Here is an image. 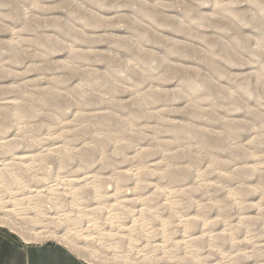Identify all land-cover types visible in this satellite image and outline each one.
I'll return each instance as SVG.
<instances>
[{
    "label": "rangeland",
    "instance_id": "374dc122",
    "mask_svg": "<svg viewBox=\"0 0 264 264\" xmlns=\"http://www.w3.org/2000/svg\"><path fill=\"white\" fill-rule=\"evenodd\" d=\"M0 233L264 264V0H0Z\"/></svg>",
    "mask_w": 264,
    "mask_h": 264
},
{
    "label": "crops",
    "instance_id": "0c3cea01",
    "mask_svg": "<svg viewBox=\"0 0 264 264\" xmlns=\"http://www.w3.org/2000/svg\"><path fill=\"white\" fill-rule=\"evenodd\" d=\"M0 264H84L59 245L22 246L0 233Z\"/></svg>",
    "mask_w": 264,
    "mask_h": 264
},
{
    "label": "clouds",
    "instance_id": "9594fccd",
    "mask_svg": "<svg viewBox=\"0 0 264 264\" xmlns=\"http://www.w3.org/2000/svg\"><path fill=\"white\" fill-rule=\"evenodd\" d=\"M5 7H9L8 5H5Z\"/></svg>",
    "mask_w": 264,
    "mask_h": 264
},
{
    "label": "bare ground",
    "instance_id": "6f19581e",
    "mask_svg": "<svg viewBox=\"0 0 264 264\" xmlns=\"http://www.w3.org/2000/svg\"><path fill=\"white\" fill-rule=\"evenodd\" d=\"M16 226V225H15ZM39 233V232H38ZM83 249V248H82Z\"/></svg>",
    "mask_w": 264,
    "mask_h": 264
}]
</instances>
